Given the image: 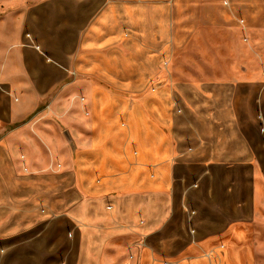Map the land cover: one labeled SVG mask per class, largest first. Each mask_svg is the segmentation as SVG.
Here are the masks:
<instances>
[{
  "label": "crops",
  "instance_id": "obj_1",
  "mask_svg": "<svg viewBox=\"0 0 264 264\" xmlns=\"http://www.w3.org/2000/svg\"><path fill=\"white\" fill-rule=\"evenodd\" d=\"M0 264H264V0H0Z\"/></svg>",
  "mask_w": 264,
  "mask_h": 264
},
{
  "label": "rangeland",
  "instance_id": "obj_2",
  "mask_svg": "<svg viewBox=\"0 0 264 264\" xmlns=\"http://www.w3.org/2000/svg\"><path fill=\"white\" fill-rule=\"evenodd\" d=\"M228 57V56H227ZM189 58H191V56H187V55H185L184 53H182V54H179L178 56H177V64H179L178 66H179V71H178V75L179 76H185V73H186V71H184V66H185V64H186V62H187V59H189ZM180 66H182V68L180 67ZM252 106V105H251ZM252 108V107H251ZM245 109H250L249 108V105H247V106H245L244 104H242V108H241V110L242 111H244ZM70 185H71V179L69 178V177H67V178H65V182H64V189H65V201L66 200H69L70 201V199H71V195H70V192L69 191H67V189L70 187Z\"/></svg>",
  "mask_w": 264,
  "mask_h": 264
}]
</instances>
